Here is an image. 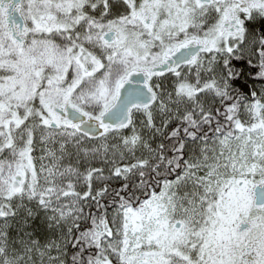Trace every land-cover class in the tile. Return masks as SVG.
<instances>
[{
  "label": "snow or ice",
  "instance_id": "obj_1",
  "mask_svg": "<svg viewBox=\"0 0 264 264\" xmlns=\"http://www.w3.org/2000/svg\"><path fill=\"white\" fill-rule=\"evenodd\" d=\"M0 264H264V0H0Z\"/></svg>",
  "mask_w": 264,
  "mask_h": 264
}]
</instances>
